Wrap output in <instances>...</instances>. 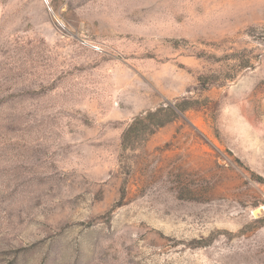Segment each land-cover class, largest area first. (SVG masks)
I'll use <instances>...</instances> for the list:
<instances>
[{
    "label": "rangeland",
    "instance_id": "rangeland-1",
    "mask_svg": "<svg viewBox=\"0 0 264 264\" xmlns=\"http://www.w3.org/2000/svg\"><path fill=\"white\" fill-rule=\"evenodd\" d=\"M0 264H264V0H0Z\"/></svg>",
    "mask_w": 264,
    "mask_h": 264
}]
</instances>
